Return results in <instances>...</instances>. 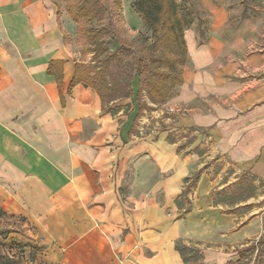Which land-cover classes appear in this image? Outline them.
<instances>
[{"label": "crops", "instance_id": "obj_1", "mask_svg": "<svg viewBox=\"0 0 264 264\" xmlns=\"http://www.w3.org/2000/svg\"><path fill=\"white\" fill-rule=\"evenodd\" d=\"M72 32L56 0H0V207L35 221L49 264H185L178 243L235 262L264 209L214 198L242 173L264 188V53L189 29L169 118L150 128L137 104L71 84Z\"/></svg>", "mask_w": 264, "mask_h": 264}, {"label": "rangeland", "instance_id": "obj_2", "mask_svg": "<svg viewBox=\"0 0 264 264\" xmlns=\"http://www.w3.org/2000/svg\"><path fill=\"white\" fill-rule=\"evenodd\" d=\"M56 1L59 8L72 21L73 54L76 55L80 63L94 64L91 61L94 44L89 43L88 36L84 32V25L92 28V30L106 27L108 32H105L102 38L106 41L107 49L110 52H118L120 56V61H111L109 65L107 70L108 82L111 85H119L121 87L119 91L122 94V86L125 80L130 74L133 75L134 78L130 84L135 96L139 85V75L142 80L145 76V69L143 70L137 61L143 60L145 68L161 73L162 78L156 77L155 85L157 87L162 86L165 100L160 104L151 103L147 96V89H143L142 99L151 108L144 109L140 118L141 120L147 119L146 122L150 124V128L154 121L169 118L165 111L166 104L177 91L180 71L188 57L187 49V55L183 57L182 52L174 47L171 39L162 32L149 28L134 10V0H100L103 5H112L115 12L113 16L109 18L107 15L100 21H87L84 25L80 24L79 27L69 15L70 9L75 8L77 0ZM116 1L120 2V7L115 8ZM176 3L181 13L192 20L191 25L183 32L184 41L185 32L192 29L196 31L199 43L213 34L225 41L237 55L241 50L245 55L264 53V0H176ZM116 38L127 42L128 49L123 52L120 48V42ZM67 41H69V37ZM134 96L118 101L119 107L115 108L121 107L123 111H128L131 106L137 104ZM161 107V113L155 112ZM201 151H207L206 147L202 148ZM215 158L208 162L207 167H211L217 173L223 164L220 159ZM228 170L227 168V172ZM227 177L228 175L221 180H226ZM230 185L232 186H227V189L223 188L216 191L214 200L217 199L226 203L240 200L243 218L258 212L261 208L264 209L262 182L242 173ZM243 185L245 191L241 193L240 190L243 189L241 188ZM249 240L246 239L242 243L247 244ZM45 248V242L32 218L25 215L10 214L0 207V264H49L45 259ZM254 255L255 252L248 254L241 262L235 264H253ZM260 264H264V253Z\"/></svg>", "mask_w": 264, "mask_h": 264}, {"label": "trees", "instance_id": "obj_3", "mask_svg": "<svg viewBox=\"0 0 264 264\" xmlns=\"http://www.w3.org/2000/svg\"><path fill=\"white\" fill-rule=\"evenodd\" d=\"M114 6L115 8L120 7V2L116 1ZM133 8L149 28H152L154 31L162 32L167 38L171 39L176 49H180L183 57L187 55L183 32L191 25L192 20L190 17L181 13L176 0H134ZM113 13L115 12L112 5H103L100 0H77L75 8H71L69 11V15L78 24V27L80 24L84 25L87 21H100L107 15L111 18ZM109 24H112V22H109ZM84 32H86L88 36L89 43L94 44L91 58L94 64L86 65L84 63H76L71 84L82 83L85 86H90L95 89L105 107L109 103L115 104L122 99L133 98V90L130 84L131 80L134 78L133 75L130 74L125 80L122 86V94H120L119 90L121 87L119 85H111L108 82L107 70L109 69V65L111 61L119 60L120 56L118 52H110L107 49L106 41L102 38L103 34L108 32L106 27L92 30V28L84 25ZM116 40L120 42V48L123 52L128 49L127 42L119 38H116ZM143 62V60L137 61V64H139V66L141 65L143 70L145 69V76L143 80L140 78V75L138 78L139 85L134 96L138 108L134 121L137 120L144 109L151 108L150 105L142 99L143 89H147V96L151 103L160 104L165 100V95L162 93V86L157 87V85H155L156 77L162 78L161 73L145 68L146 66ZM56 63L59 65L62 64L61 61ZM48 71L51 72L50 69H48ZM180 72L182 73V68ZM55 79L57 83L60 81L61 72L55 74ZM180 80L181 75L177 83H180ZM241 188H243L240 190L242 193L245 191V186L243 185ZM176 248L181 254L185 264H199L202 255L197 248L185 246L180 243L176 244ZM253 252H255L253 264H260L264 253V234L260 236L257 241L251 242L240 248L238 250L239 258L235 262L229 261L226 264L241 262L248 254Z\"/></svg>", "mask_w": 264, "mask_h": 264}]
</instances>
